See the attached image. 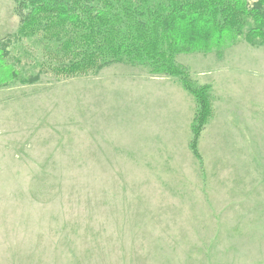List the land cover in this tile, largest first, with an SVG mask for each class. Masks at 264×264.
I'll use <instances>...</instances> for the list:
<instances>
[{
    "label": "rangeland",
    "instance_id": "obj_1",
    "mask_svg": "<svg viewBox=\"0 0 264 264\" xmlns=\"http://www.w3.org/2000/svg\"><path fill=\"white\" fill-rule=\"evenodd\" d=\"M18 20L0 0V42ZM11 53L0 264H264V44L176 57L210 88L196 143L195 100L176 78L126 64L57 76L38 38Z\"/></svg>",
    "mask_w": 264,
    "mask_h": 264
},
{
    "label": "trees",
    "instance_id": "obj_2",
    "mask_svg": "<svg viewBox=\"0 0 264 264\" xmlns=\"http://www.w3.org/2000/svg\"><path fill=\"white\" fill-rule=\"evenodd\" d=\"M13 3L19 23L11 40L0 42V87L9 86L18 78L9 62L11 44L18 38H38L46 55L55 51L51 69L57 76H83L115 64L145 66L153 76L176 78L193 96L194 143L211 112L210 88L193 85L187 71L176 63V57L220 52L240 37L249 46L264 44V0H13ZM39 78L36 75L21 82L34 84ZM192 148L196 151L195 144Z\"/></svg>",
    "mask_w": 264,
    "mask_h": 264
},
{
    "label": "crops",
    "instance_id": "obj_3",
    "mask_svg": "<svg viewBox=\"0 0 264 264\" xmlns=\"http://www.w3.org/2000/svg\"><path fill=\"white\" fill-rule=\"evenodd\" d=\"M13 32H14V31H12V33H13ZM5 34H6L5 30H4V29H1V30H0V39L4 38V37H5V36H4ZM10 86H11V84H10Z\"/></svg>",
    "mask_w": 264,
    "mask_h": 264
}]
</instances>
